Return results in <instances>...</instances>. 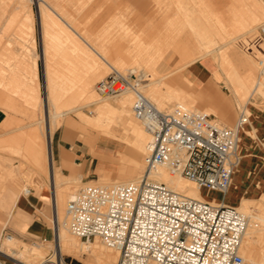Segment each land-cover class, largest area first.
I'll list each match as a JSON object with an SVG mask.
<instances>
[{
	"label": "rangeland",
	"instance_id": "rangeland-1",
	"mask_svg": "<svg viewBox=\"0 0 264 264\" xmlns=\"http://www.w3.org/2000/svg\"><path fill=\"white\" fill-rule=\"evenodd\" d=\"M27 1L28 0H1L0 1V17H1L0 23H2V26L0 27V46H1L0 53L4 50V53L7 52L8 54H11L12 56H15L16 53L21 54V52L23 51H26L28 54H30L32 51L29 50V48L27 49L26 47H28L27 45L29 46L31 45V42H28V41L29 40L31 41L30 38L34 37L35 48L33 49V52L39 55L38 58H36V64L38 63V81L34 83L35 88H34V92L32 93L33 94L32 97L34 98V101H36L35 105H30V104L25 103L24 102L25 98L22 95L9 92L17 96L16 97L17 99L14 101V106L11 107V110H13L12 115L14 116L15 121L10 126L9 131H7L8 133L3 138H9L10 136L16 135L18 133L26 134V132L28 133L31 132V134L33 135L35 134V136L37 137V140H39L40 142L41 141L43 142L45 146L44 148H46V144L42 138V133H44V130L46 128L45 118L47 115H48V118H53L54 110L52 109L51 103L49 104L47 113L45 111L46 108L44 109L43 107L45 90H44V76H43L42 60L40 59L41 38L43 37V34L42 32L40 33V29L38 25L39 13L42 14L44 12L49 20L51 19L53 20V22H55L52 24V21H51L50 22L51 24H49V27L54 29L53 32H58V29L61 26L63 30H65L64 36L66 35L65 32L69 34L67 36V40L63 42L61 41L60 43L56 41L50 42L49 40L51 46H54V45H59L61 47L65 46L66 50L70 51V53H66V54L72 55L73 60H76L78 58V59H87V60L91 59L95 61L96 65H94L93 68H91L92 70L88 68L85 69L86 73L89 76L88 89L93 95L95 94L94 99L101 98L98 94H96V90H95L96 83L104 79L110 73L111 68H109L107 64H105L101 58L97 57L91 50H89V48L84 45L81 39H78L73 33H71L70 29L60 22V20L56 17L55 13H57L65 22L69 23L71 27L74 29V31H76V33L82 39L87 41L91 46L94 47L95 42L97 45H101V49H99V53L101 54L103 52H107L110 54L124 53L123 50H120L121 47H125L126 45L131 47L130 39H132L133 37L137 35L144 37L146 40H148L150 37L164 36L163 33L159 32V30L162 27L161 19L164 13H167L168 16H170V14L172 13H175L177 16H179L181 23H182V19L180 16L183 17V11L179 6L178 7L174 6V8L172 9H165L164 7H160V5H163V4H158L154 0H135V7H136L135 9L120 8L123 6L122 3L127 2L128 0H31V3L28 2L30 4L26 5L28 6V8L26 7V9L22 10L25 7L22 4L26 3ZM145 1H153L155 3L156 8L155 9L145 8V3H144ZM185 1H186V4L190 2L187 5L189 7L188 9L189 11L195 10L194 6L196 7V3H194L191 0L189 1L185 0ZM240 1L241 0L239 1L238 0H225L224 2V0H220V3L211 7V10L213 11V13H216V14L220 13L219 16L222 15V17L220 16V21L222 22L223 26L226 27L227 30L229 29L231 31L232 21H235V19L232 20V17L233 18L236 17L237 15L236 12L239 9H241L239 10L241 12L243 9H245L244 7H246L247 4L249 3V2L240 3ZM256 1L259 2L260 5L263 7L264 0H255L254 2L258 4ZM239 3H240V6H239ZM45 4L49 7V9L45 6ZM97 5H99L98 6L99 9H96ZM15 6H17V9H15ZM236 8L237 10H235ZM22 14L30 15V17L32 18V31L28 33L29 35H24V37L26 36L28 39V41L26 37H25V40L24 38L22 39L24 44L17 41V38L19 37L15 34V32L18 29L27 27V24H26L27 22H25L23 18L21 17ZM263 17L264 16H261L259 18L260 20L258 19L255 20L256 22L255 21L252 22L253 24L250 23V25L246 29L242 30L241 31L242 36L239 39H237L235 42H227L223 39L225 42L224 43L223 40L215 37L216 39H220V41L218 40L217 42V44L218 43L219 44L216 45L218 47L215 46L216 49L219 50V52L223 51V49L226 48L224 50L226 53L231 54V53L238 52L240 54H243L244 56H247V58L249 56V59H252L251 61L249 60L248 63L255 70V72H253V78L255 81H257V78H258L255 62H256V59L260 56V53H259L260 49L263 48V45L257 33V30H258V27L262 23H264ZM254 27H257V28L253 32V35H252L253 37L251 39V35L250 34L246 35V33H248L251 29H254ZM126 30H130V31L126 32ZM234 33L236 35L239 32L237 33L234 32ZM53 34L54 33L49 32L47 34L48 39H52ZM192 34L193 33L188 31L187 29L183 33H177V32L174 33V35L179 37L178 41L180 43L183 40H187L188 42L193 44V46H195L196 48V54H197L199 50V47L197 44L198 42L197 43L195 42L194 34L193 35ZM71 37L74 38L78 42V44L82 46V48L85 47V49L82 51V49H79V48H72ZM225 45L230 46V47H227ZM51 51H52L51 57H53L52 65H53L54 70L62 71L63 67L67 65L66 57H64L63 54L57 55L55 53V49L51 48ZM170 51H175L181 56V53H179V51H176L175 49L170 48L162 55V57ZM216 55H217V52H213L211 54H207L205 56L202 55V56L203 58L212 60V58H215ZM22 56L20 55V57ZM162 57L159 59V61L162 59ZM126 58L129 61V63L113 62L109 58H104V60L109 64L110 67L114 68L115 70L121 73H126V72L133 73L134 76H136V79L142 85L141 92L145 96H147L151 101H153V103H155L157 106L161 107L162 109H168V108L170 109L175 106H180V107H184L187 109H191L193 111H196V110L204 111V112H207L213 115L218 122L220 121V123H222V125H225V126L235 125L238 117L240 116L241 113H243L241 112L242 108L246 109L248 112H249V107H251L250 112L261 111L262 117L264 119V96L260 94L261 93L259 92L260 90L257 89V92H255L256 90H255L254 84H251L250 87L248 88L249 89L248 91L244 90V92L245 91L247 92V93L245 92V94L244 92H242L243 94L241 93V95H239L241 92L240 90L239 91L236 90L238 95L235 91L234 92L230 91L228 86H226L223 72L221 71L219 66H218V70L220 71V74H218L219 78L218 79L216 78L217 92L215 94L210 95L211 100H208L207 94H205L202 90L197 89V87H188L187 85H184L181 83V77L178 76L180 67L174 69L172 72L168 74H159V73L154 74L149 66L145 65L144 63L143 64L141 63L142 58L139 57L135 53V51H132L131 48L129 51V55ZM18 60L22 62L21 59L18 58ZM159 61L155 64L154 70L156 69V66L158 65ZM1 62H2V68L1 66L0 68L2 71L0 75L2 79L4 78L3 81L8 83V81H5V79L7 77L8 78L12 77L11 72L8 71V70L12 71V68L10 65L11 62H8L6 60H2ZM183 63L184 61L182 62V64ZM6 69L8 70L5 72ZM142 71H144L145 73H142ZM23 72H24V69L22 67H19L18 73L22 74ZM2 74H4V76L6 74L7 75L3 77ZM255 81L253 83H255ZM2 85L4 84L0 83L1 89H3ZM166 86H171L174 89L182 90L183 94L181 92L176 93L177 96L179 95L180 97L182 96H186V97L176 99L175 97L169 98L165 96L166 94L164 92H166L165 90H167ZM252 86L254 89L252 88ZM4 92H6V90H4ZM234 94L237 96V99L243 96V98H239V99H242L241 104H237V102L234 99L235 98ZM107 98L108 99L106 102L112 104L113 106L117 108H120L119 105H121V103L119 102H121L123 97L120 98V96H116V97H107ZM125 98L129 99V102H128L129 105L127 103L129 117L127 120L128 121L131 120L138 125V121H136V119L133 117V115H131V112H130V104L132 101V95H126ZM83 99L84 100L82 99L79 100L80 102L77 104L86 103L90 99L92 100V98L90 99L83 98ZM211 102L214 103V107L217 108V111L215 113H213L207 107L209 104H211ZM97 105L94 104L88 107H83L78 110L64 113L57 120L60 123V125L57 128H54L52 131V137H51V143H50L51 149L54 146L55 138L58 137L59 134L63 130H65V127H67L68 122H72L74 124H80L82 121L88 124L89 126L94 127L95 129H99L101 131H104L107 134L109 133L110 135H114L108 132L105 127H102L103 125L98 126V125L91 124L95 121V118H96L95 116H96ZM57 111H60V109L59 110L57 109ZM244 112L249 117V120H250L249 122H251L252 114L247 113L246 111ZM91 120L92 122H89ZM253 123L257 125L258 140L255 138H250V136L248 138V136H245V134L241 132L240 137H239L240 138L239 142L241 144H239V147H238V152H239V157H240L239 164L234 169L232 181L228 189H233L236 195L240 196L241 192L244 189L252 188L253 195L248 198V202L250 201L252 202V203H249V208L251 210H254L257 213L264 214V121L260 123L259 122L256 123L255 121H253ZM16 127L17 128L23 127L24 129H21L19 131H14L17 129ZM89 132L93 135L96 134L95 130H90ZM68 133L70 134L74 142L75 140H77V143L82 144V142L78 138L77 129L73 127H69ZM114 136L118 137V134L116 133ZM71 146L76 148L75 145L73 144H71ZM126 151H128V147ZM143 157H144L143 153H140V156L137 157V160H139L138 162L139 167L134 166V165L125 164V167H122V169H119V175L112 174L110 176L109 174L105 172L99 173L95 171V176L93 178L81 180V182L79 180L70 181L69 176H67V174L63 171L62 177L60 178V183L61 184L64 183V185L65 183H70L69 186L71 187V189H69V192L76 193V191L85 183H99L100 182V183H105V184H112V183H117V182H127L130 180H135L137 179V177L141 176L144 171ZM73 158L75 157L73 156ZM0 160H1L0 165L6 166L7 162L9 161L12 167L15 168V170H17V167H18L19 173L22 170L20 174H22L23 178H25L23 184L25 186H28V189L31 190L32 188H35L37 192L39 190L46 188L47 190L49 189L48 191H50V195L52 194V187L50 185V182L46 181L42 175L38 173H34L31 169L26 167L27 165L23 161V159H21V157L14 156L11 153L6 152V151H3V152L0 151ZM46 163H47L46 164L47 167H49L51 161L48 160L46 161ZM255 172L261 180V185L259 186H255L252 183L253 176L251 177L250 174L255 173ZM114 177H117V178H114ZM202 190L205 191L207 189H202ZM22 193L23 192L21 191V193L18 194L19 199L22 198V195H23ZM217 193L220 195L219 192ZM219 195H216V196L219 197ZM28 197L29 195L26 196L25 198L27 199ZM6 205H7L6 201L2 202L0 205V245L3 242V240L7 237V235H9L11 237H14L20 240L21 242L20 245L25 244L24 246L27 248H31L33 246L35 247L39 246V249L42 251L41 253L43 256L42 260L44 261H47L49 259H51L52 261L56 260L55 252L53 249L52 209H51L50 203L48 202V203L42 204L39 209L32 208V207L28 208L27 213L31 217V223H30V228H26L25 230H22L19 227H16L15 225H13L11 221L9 220V218L6 217V211H7ZM65 205L66 204H63V209H65ZM230 207H233V205ZM64 216H65V213H64ZM37 228L47 231L48 234L44 235V234L36 233L35 229ZM43 239H46V241L44 242ZM256 245H258L257 247L259 246L261 247V248L259 247V249L262 251V254H264V243L261 242V240H259V243H257ZM81 257L82 259L87 258V255L84 254V255H81ZM62 258L64 259V264H84L83 261L80 262L72 257L63 256ZM258 259L261 260V257L260 258L258 257ZM7 260L10 262H8ZM13 260L14 259H12L10 255H7L5 257V264H12ZM117 260L115 264L117 263ZM14 261H17L19 264H23L21 263L22 262L21 260L15 259ZM39 263L40 261H38V264Z\"/></svg>",
	"mask_w": 264,
	"mask_h": 264
},
{
	"label": "built area",
	"instance_id": "built-area-1",
	"mask_svg": "<svg viewBox=\"0 0 264 264\" xmlns=\"http://www.w3.org/2000/svg\"><path fill=\"white\" fill-rule=\"evenodd\" d=\"M257 33L263 48L255 62V89L264 88V24ZM135 79L111 69L95 90L106 98L132 93V114L151 137L144 171L133 181L82 185L66 203L69 232L82 242L98 240L118 251L116 264H249L239 253L244 214L223 201L186 197L151 178L164 167L170 175L223 196L240 158L239 133L249 117L243 112L234 126H225L204 111L158 109ZM5 257L0 252V264Z\"/></svg>",
	"mask_w": 264,
	"mask_h": 264
},
{
	"label": "bare ground",
	"instance_id": "bare-ground-1",
	"mask_svg": "<svg viewBox=\"0 0 264 264\" xmlns=\"http://www.w3.org/2000/svg\"><path fill=\"white\" fill-rule=\"evenodd\" d=\"M169 1L170 2L172 1L176 7L179 6L182 9L183 18H184V21L186 24V28H188L194 34V37H195L194 39L196 40V43L198 42L203 54H211L213 52H217V55L215 57V62H217L216 64L219 66V68L223 72V76L225 78L226 86H228L230 91H232V92L235 91L237 93V91L240 90L241 92L239 95H241V93L244 92V90H247V91L249 90L248 88L250 87L251 84H254V87L257 86V81H255L253 78V72H255V70L252 68V66H250L251 71L249 73H246L244 76L238 74L226 57L227 55H226V52L224 51L226 48L223 49V51L219 52V50L216 49V47H218L216 45L219 44V43L217 44V42H218V40L220 41V39L221 40L224 39L227 42H235L237 39H239L242 36L241 35L242 30L246 29L250 25V23L254 22L257 19L260 20L259 18L261 16H264V4L262 7L260 5V3L257 1L256 2L258 4H256L254 2L255 0L254 1H252V0H241L240 3H242V2L243 3L249 2V3L247 4L246 7H244L245 9H243L241 12L239 11L241 9H239L236 12L237 15L235 18L232 17V20L235 19V21L230 20V21H232V26H231L232 29L230 28L231 31L229 29H228L229 30L228 31L226 29V27H224L222 22L220 21V16L222 17V15L219 16L220 13L216 14V13H213V11L211 10V7L220 3V0H191L194 3H196V7L194 6L195 10H193V11L188 10L189 7L187 5L190 2L186 4L185 0H169ZM187 1H189V0H187ZM28 2L31 3V0H28L26 3H23V5L25 7H28V6H26L27 4H30ZM224 2H225V0H224ZM236 3H238V2H236ZM240 3H239V6H240ZM237 8L235 10H237ZM230 12H231V10H230ZM225 13H226V11H225ZM257 23H259V22H257ZM262 24H264V23H262ZM257 27H254V29H251L249 32L247 31L249 29H247L246 31L248 33H246V35L250 34L251 39H252L253 32L255 31V29ZM234 32H236V33L239 32V33L235 35ZM28 33H30L28 30H26L25 33H19L18 34L19 38L17 39V41L23 43L22 39L24 38V40H25L26 36L24 37V35H29ZM243 36H244V34H243ZM215 37L220 38V39H216ZM26 39H27V37H26ZM30 39H31V41L30 40L28 41V39H27V41L31 42V45L30 46L27 45L28 47H26V48L27 49L29 48V50H31L32 52L30 51L31 53L28 54L25 51V53H23L24 56H22V57H24V59H26L25 60V65L27 67L26 74L21 75L17 79V78H15V75H14L16 73H14V74L11 73L12 77L6 78V79L10 80V81H8V83L4 82L3 81L4 78L2 79V77L0 75V83L4 84V85H2V87L4 90H6V92H5L6 94H8L9 92L17 93L19 95H22L25 98V101H24L25 103L30 104V105H35L36 101H34V98L32 97L33 96L32 93L34 92V88H35L34 83L36 81V72L34 70L35 69L34 68V61L36 60L37 55L35 52H33V49L35 46L33 38L31 37ZM72 39L78 48L82 49V51L85 49V47L82 48V46H80V44H78V42L74 38H72ZM224 40H223V42H224ZM246 42H247V40H246ZM229 44H231V43H229ZM227 45H225V46H227ZM220 47H221V45H220ZM227 47H230V46H227ZM2 50H3V48H2ZM19 55H21V54L19 53ZM19 55L12 56L11 54H8L7 52L4 53V50H3L0 53V66H1V68H2V62L1 61L6 60L8 62H11V64H10L11 68H12V70H14L17 66V63H20V62H17V61H19L18 58L20 59ZM230 56H232V58L234 57V58L240 59V60L244 61L245 63H247L248 65H250L248 63V61L252 60V59H249V56L247 58V56H244L243 54H240L238 52L231 53ZM189 62H191V61H189ZM104 63L107 64V66L109 68L114 69V68L110 67L106 61H104ZM185 64H187V63L185 62ZM90 65H91V68H93V66L96 65L95 61L90 60ZM1 68H0V74L2 71ZM7 70L8 69H6L5 72ZM16 70H17V68H16ZM3 71H4V69H3ZM8 71L11 72L10 70H8ZM130 73L131 72H126L123 74H130ZM2 75H3V77H5L7 74L5 76H4V74H2ZM9 75H10V73H9ZM131 75L134 76L133 73H131ZM134 77L136 78V76H134ZM6 79H5V81H7ZM253 80L255 81V83H253L254 82ZM83 81H82V83L74 85L75 88L71 89L72 91H70V89H62V90H59L56 92H53L51 89L48 90L45 111H46V113L48 112L49 104L51 103L52 109L54 110V117L48 118V115H47L45 118L46 128L44 130V133H42V138L46 144V148H44L45 146H44L43 142L42 141L40 142L39 140H37V137L35 136V134L34 135L31 134V132H29V133L26 132V134H19L18 133L16 135L10 136L9 138H3L8 133L7 131H9L10 126L14 123L13 121H6L5 120V122H2V124L0 125V127H1L0 128L1 129V131H0L1 132L0 133V151H2V152L6 151V152L11 153L14 156L21 157V159H23V161L26 163V165H27L26 167L31 169L34 173H38V174L42 175L46 181L50 182V185L52 187V199H53V211H54V214L52 217L53 249L55 252V259H56L54 261H56L57 263H59V262L64 263V259L62 257L68 256V257H72V258H74L80 262L83 261L84 264H115V262L119 256L118 251L113 250L112 248L108 247L107 245L98 242V240L88 242V243L82 242L79 239H77L76 237H74L69 232L68 219H67L66 213H65L66 205H65V209H63V204H66L74 196L75 193L73 191H72L73 193L69 192V189H71V187L69 186L70 183H65V185H64V183L63 184L60 183V178L62 176H61L58 168H56L52 164H50L49 167H47V165H46L47 164L46 161H48V160L51 161V159H52V155H51L52 153H51V149H50L52 131L54 128H57L60 125V123L57 120L64 113L71 112L74 110H78V109H81L83 107H88L90 105H94V104L97 105L98 104L96 107L95 121L91 124L98 125V126L103 125L102 127H105L106 130L108 132H110L111 134L115 135L117 133L119 138L124 139L128 144H131L134 147L135 151H138L139 153H143V156L147 153V147H148L149 143L151 142V137H150L149 133L145 130V128L141 122L136 120V121H138V125H137L133 121L127 120L129 117L128 108H127V103L129 102V99L125 98V96L126 95H132L131 92H125V93L119 95L120 98L123 97V99L121 100V102H119V103H121V105H119L120 108H117V107L113 106L112 104L106 102L108 99L106 97L94 99L95 94L93 95L89 91V89H87L88 84L84 83ZM135 81L139 82L137 79H135ZM138 84L140 85L139 90L141 92L142 85L140 83H138ZM252 88H253V86H252ZM166 89L167 90H165L166 92H164V93L166 94L165 96H167L169 98L175 97L176 99L177 98L179 99V98H185L186 97V96L180 97L179 95L177 96L176 93L181 92L183 94V91H181L179 89H173V88H169V87H167ZM255 90H256L255 92H257V89H255ZM258 90H260L259 91V92H261L260 94L262 96H264V88H258ZM72 92H73V94H72ZM245 92H244V94H245ZM5 93L3 92L2 94L5 95ZM9 94H11V93H9ZM237 95H238V93H237ZM145 97L148 98L147 96H145ZM83 98H88V99L92 98V100L90 99L86 103L77 104L80 102L79 100H81V99L84 100ZM239 98H243V96H241ZM234 99L237 102V104H241L242 99H239V100H241V101H239L237 99L236 95H235ZM151 102L153 103V101H151ZM132 104H133V95H132V101L130 104L131 115H133L132 114ZM128 105H129V103H128ZM25 106H27V105H25ZM38 107H36V108H38ZM156 107L158 109H162L161 107H159L157 105H156ZM56 108L58 110L60 109V111H57ZM40 109H42V108H40ZM185 109H187V108H185ZM187 110L193 111L191 109H187ZM243 110L246 111L247 113H251L254 118H256L258 116V112H248L246 109H243V108H242L241 112H244ZM40 112H41V110H40ZM89 122H92V120ZM21 129H24V128L19 127L14 131H19ZM102 132H104V131H102ZM241 132L244 133L245 136H248V138L250 136V138H255L258 140L256 127L253 126L252 122H248L242 128V130L239 133V137H240ZM241 136H243V135H241ZM239 144H241V143L239 142ZM238 147H239V145H238ZM125 158L126 157H124L123 159H125ZM1 160H3V159H1ZM124 161H125V164H127V165H134V166L139 167V163L136 161H132V160H128V159H125ZM51 163H53V162H51ZM238 164H239V161H238L236 166H238ZM121 169H122V167H121ZM17 171H18V167H17V170H15V168L12 167V165L9 161L7 162L6 166L0 165V201H1V199L11 198L14 195L18 196V194L21 193V191L23 192L22 194H26L30 190V189H28V186H25L23 184L25 178H23L22 174H20L22 172V170L20 173H19V171L18 172ZM232 176H233V174H232ZM254 177L255 176H253L252 179H254ZM138 178H140V176L137 177V179ZM151 178H153V180H155V181L162 182V183L166 184L170 189H172L178 193H181V194L185 195L186 197L206 201V202H209L212 204H218L220 202V197L216 196V195H219L217 193V191H211V190L208 191V189L203 191L202 189H206V188L197 187L194 185V183L185 179L182 176L170 175L169 172L167 171V169L164 167L158 168L157 172H155ZM137 179H135V180H137ZM69 180L75 181V179H69ZM130 181H133V180H130ZM231 181H232V177H231ZM117 183H124V182H117ZM96 184H105V183L99 182ZM112 184H116V183H112ZM230 184H231V182H230ZM106 185H108V184H106ZM36 186H38V185H36ZM228 188L226 189L224 195L222 196V200H223L224 205H226V206H232L233 205L234 208L239 210L247 218V225H246V227L242 233L239 253L242 256V258L246 262H248L249 264H264V254H262V251L259 249L260 246L257 247L259 244L256 245L257 243H259V240H261V242L264 243V214L257 213L254 210H251L249 208V203H252V202L251 201L248 202V198L253 195V192H252L253 190H252V188H246L241 192L240 196H237L233 189H228ZM32 189H35V188H32ZM65 200H67V201H65ZM64 213H65V216H64ZM8 216H10V215L6 214V217H8ZM65 217H66L67 221H66ZM20 243H21L20 240L14 238V237H11V236L6 237L0 245V252L4 253V255H6V256L10 255V257H12V259H14V260L15 259L21 260L22 262L21 261L20 262L23 264H38V261H40L39 264H43L46 262V261L42 260V258H43L42 254H41L42 251L39 249V246H36V247L33 246L31 248H27L24 246L25 244L20 245ZM84 254L87 255V258L82 259L81 255H84ZM258 257L259 258L261 257V260L258 259ZM49 260H51V259H49ZM8 262H10V261H8Z\"/></svg>",
	"mask_w": 264,
	"mask_h": 264
},
{
	"label": "crops",
	"instance_id": "crops-1",
	"mask_svg": "<svg viewBox=\"0 0 264 264\" xmlns=\"http://www.w3.org/2000/svg\"><path fill=\"white\" fill-rule=\"evenodd\" d=\"M1 1V0H0ZM160 5V7H164L165 9H172L174 8L175 4L169 0H154ZM19 2V1H18ZM145 8L155 9V3L153 1H145ZM98 4V2H97ZM123 6L120 8L126 9H135V0H128L127 2L122 3ZM23 5V4H22ZM149 5V7H148ZM45 6L49 9V7L45 4ZM97 5L96 9H99ZM176 7V6H175ZM28 8V7H27ZM17 9V6H15ZM26 9L24 7L22 10ZM55 13V12H54ZM56 17L60 20V22L65 25L67 28L70 29L71 33H73L78 39H81L86 47L89 48L97 57L101 58L103 61L104 58H109L113 62L118 63H129L126 57L129 55L130 48L132 51L142 58L141 63L149 66L154 74H168L172 72L174 69L180 67L179 75L181 77V83L187 85L188 87H197V89L202 90L205 94H207L208 100H211L210 95L215 94L216 90V78H219L220 71L218 70V65L215 62V58L213 60H209L203 58L202 55H207L201 53L202 50L198 44L199 50L196 54V48L188 42L187 40H183L181 43L178 41V36L174 35L175 32L183 33L186 29V24L184 18L182 16V23L180 21L179 16L175 13L170 14L168 16L167 13H164L162 16V27L159 32L163 33L164 36L159 37H150L146 40L142 36H135L131 40V47L126 45L125 47H121L120 50H123L124 53H107L103 52L102 54L99 53V49H101V45H97L96 42L94 43V47L91 46L87 41L82 39L76 31L71 27V25L65 22L57 13H55ZM25 22H27V27L18 29L15 34L18 36L19 33H25L26 30L29 32L32 31V18L30 15L22 14L21 16ZM1 18V17H0ZM52 24L55 23L53 20H49L45 13H39V29L40 33L42 32L43 37L41 38V55L40 59L42 60V67H43V76H44V90H45V97L43 100V107L46 108V100L48 95V90L51 89L53 92L62 90V89H73L75 88L74 85L89 82V76L86 73L85 69H90V60L91 59H72V55L66 54L70 53V51L66 50V47L54 45L51 46L50 42L56 41L60 43L61 41H66L67 36L69 35L67 32L64 31L63 28L60 26L58 32H53L54 29L49 27L50 22ZM98 25V23H97ZM2 23H0V27ZM130 30H126L128 32ZM51 32L54 33L52 39H48L47 34ZM192 32V31H190ZM141 34V33H140ZM161 35V34H160ZM17 38V37H16ZM34 45L35 40L34 37ZM195 38V37H194ZM18 39V38H17ZM50 40V42H49ZM196 42V40H195ZM71 44L72 48H78L74 43L71 37ZM35 48V46H34ZM52 49H55V53L63 54L66 57L67 65L63 67L62 71L54 70L52 62L53 57H51ZM104 48V47H103ZM175 49L181 53V56L175 52L170 51L165 54L163 57L162 55L168 49ZM80 49V48H79ZM16 53V52H15ZM25 51L21 52V56L24 54ZM201 54V55H200ZM16 55H19L16 53ZM38 58V54H36ZM226 57L230 64L234 67L236 72L242 76L246 73L251 71L250 66L244 61L232 58L229 53H226ZM20 56V55H19ZM162 59L159 61V59ZM23 62L17 63V70L16 68L11 71L12 74L15 75V78H19L21 75L26 74L27 67L25 65L24 57H20ZM158 63L156 66V71L154 70L155 64ZM184 63L182 64V62ZM188 61V62H187ZM191 61V62H189ZM185 62L187 64H185ZM22 65V66H21ZM22 67L24 72L22 74L18 73V68ZM34 70L36 72V81H38V63L36 64V60L34 61ZM16 70V71H15ZM142 73H145L142 71ZM14 78V79H15ZM82 80V81H81ZM7 81H10L7 79ZM35 81V82H36ZM169 88H173L171 86H167ZM88 89V87H87ZM174 89V88H173ZM180 90V89H179ZM182 91V90H181ZM4 91L0 88V125L2 122L6 121H15L14 116L12 115L13 110L11 107L14 106V101L17 99L16 95L14 94H2ZM3 95V96H2ZM61 103V102H60ZM213 113L217 111V108L214 107V103L211 102L207 106ZM251 107H249L250 112ZM258 112V116L254 118L252 116V124L254 127L257 125L253 123V121L262 122L264 121L262 117L261 111ZM69 127H73L78 130V138L82 142V144L77 143V140L71 138L70 134L68 133ZM95 130L96 134L93 135L89 131ZM258 136V133H257ZM71 144L75 145L76 148L72 147ZM128 147V151H126ZM51 149V147H50ZM52 159L50 163L56 168L59 169V172L62 176V172L64 171L69 179L79 180H86L88 178H93L95 176V171L97 172H105L107 174H118L119 169L121 167H125V159L132 160L139 162L137 157L140 156L138 151H135L134 147L131 144H128L124 139H121L117 136L107 134L102 132L99 129H95L94 127L89 126L88 124L81 121L80 124H74L72 122L67 123V127L63 130L58 137L55 138V143L53 148L51 149ZM73 156L75 158H73ZM122 157V158H121ZM126 157L125 159H123ZM121 158V159H120ZM251 177L255 176L252 179V183L255 186L261 185V180L259 176L255 173L250 174ZM117 178V177H114ZM49 190V189H48ZM46 188L39 190L36 192V189H31L28 193L23 194L22 198L19 199L18 196H13L8 199H1L0 205L2 202L6 201V214H9L7 218L11 221L13 225L19 227L22 230L26 228H30L31 217L27 213L29 207L39 209L40 206L44 203H50L52 209V217L54 214L53 211V199L52 194L50 195V191ZM31 191V193H30ZM33 191V192H32ZM29 197L26 199L25 197ZM220 202L223 201L221 195ZM53 228V225H52ZM36 233L47 235L48 232L44 231L43 229L37 228L35 229Z\"/></svg>",
	"mask_w": 264,
	"mask_h": 264
}]
</instances>
